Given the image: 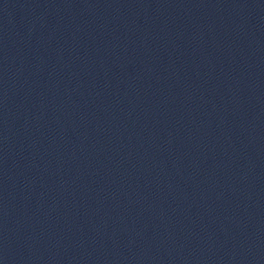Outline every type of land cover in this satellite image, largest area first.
Here are the masks:
<instances>
[{
    "label": "water",
    "instance_id": "obj_1",
    "mask_svg": "<svg viewBox=\"0 0 264 264\" xmlns=\"http://www.w3.org/2000/svg\"><path fill=\"white\" fill-rule=\"evenodd\" d=\"M0 264H264V0H0Z\"/></svg>",
    "mask_w": 264,
    "mask_h": 264
}]
</instances>
